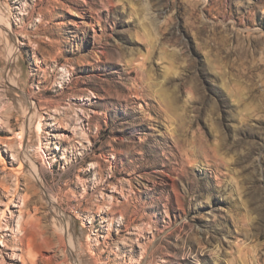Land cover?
I'll return each mask as SVG.
<instances>
[{
  "label": "rangeland",
  "instance_id": "rangeland-1",
  "mask_svg": "<svg viewBox=\"0 0 264 264\" xmlns=\"http://www.w3.org/2000/svg\"><path fill=\"white\" fill-rule=\"evenodd\" d=\"M2 19L0 264H22L23 209L35 264H264V0H0Z\"/></svg>",
  "mask_w": 264,
  "mask_h": 264
},
{
  "label": "bare ground",
  "instance_id": "bare-ground-1",
  "mask_svg": "<svg viewBox=\"0 0 264 264\" xmlns=\"http://www.w3.org/2000/svg\"><path fill=\"white\" fill-rule=\"evenodd\" d=\"M0 24H2L1 26H3L5 29V31H6V33H5V35H6V37L8 38V40H10V42L11 43H13V42H15V32L13 31V29L11 28V24L10 23H6L3 19L1 20V22H0ZM2 31V30H1ZM15 33V34H14ZM17 35V34H16ZM17 38V37H16ZM16 48V47H15ZM14 48V49H15ZM14 51H16V50H14ZM14 53V52H13ZM13 56H15V55H13ZM16 91L17 92H20L19 90H17L16 89ZM21 98H22V96H21ZM29 99V98H28ZM27 99V104H26V106L24 107V111H23V113L26 115V121H24L25 122V124H24V126H23V132H26L29 128V126H31L32 125V123H33V119L35 118V113H33L32 112V109L34 108L35 109V107H31V101H29ZM27 110H28V113L30 114V113H32V114H30V115H28V113H27ZM27 115H28V119H27ZM24 116V115H23ZM40 130V129H39ZM26 154V153H25ZM24 156H26L25 157V159H27V154L26 155H24ZM21 165H22V163H21ZM24 165V164H23ZM23 168V167H22ZM17 170V169H16ZM22 171V170H21ZM22 176V175H21ZM18 189V188H17ZM14 197L15 196H13L12 198L14 199ZM20 199V198H19ZM18 199V200H19ZM29 199V198H28ZM28 199H27V197H24V198H22V206H21V208L23 207V208H26L27 207V204H28ZM20 208V207H19ZM22 208V209H23ZM24 210V209H23ZM23 210H20V214H21V219H20V221H19V226H18V228L20 229H18L19 231H22L23 232V234H25L26 232H27V248L25 247V245L23 244V237L21 236V238H20V245H22V246H24L23 248V250H22V252L25 250V248L27 249V252L25 253V252H23V254H21L20 256H19V258H20V260H21V262H22V264H35V262H34V260H33V258H32V252H33V246H31V241H33V238H31L30 236H29V229L31 228V227H29V226H31L30 224H32V223H30V221H29V219L27 218L26 219V217H25V211H23ZM8 211V210H7ZM25 213V214H24ZM3 220H4V216H3V214H1V216H0V230H3V228H2V222H3ZM33 221V220H32ZM5 227H7L6 228V230H3V231H9V228H8V224L5 226ZM29 228V229H28ZM41 229V228H40ZM41 231H42V229H41ZM10 244L8 243V241H7V238H6V240L4 239V241H3V246H4V248H8V246H9ZM40 246V245H39ZM39 246H37L36 248H38V249H41L42 248V246L41 247H39ZM35 251V250H34ZM17 254V253H16ZM27 254V255H26ZM15 255V253L13 252V256ZM15 262H17V259L16 260H10V262H8V263H6V264H14Z\"/></svg>",
  "mask_w": 264,
  "mask_h": 264
}]
</instances>
